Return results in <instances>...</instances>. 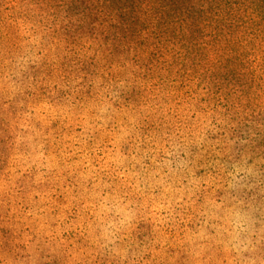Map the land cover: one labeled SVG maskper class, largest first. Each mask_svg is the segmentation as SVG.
<instances>
[{"label":"rangeland","instance_id":"obj_1","mask_svg":"<svg viewBox=\"0 0 264 264\" xmlns=\"http://www.w3.org/2000/svg\"><path fill=\"white\" fill-rule=\"evenodd\" d=\"M257 30L205 61L161 65L149 84L135 79L131 62L110 60L117 87L138 84L148 95L134 122L126 111L119 131L92 138L76 121L96 124L102 108L84 98L92 109L78 116L84 109L65 95L86 68L62 65L44 96L29 89L38 69L24 75L20 59L6 64L33 95L17 100L25 113L0 149V264H264V129L254 126L264 113L234 111L259 97L252 85L264 98V24ZM227 62L236 65L231 75ZM213 80L222 96L208 92ZM12 84L0 75L10 118ZM49 120L72 128L50 132Z\"/></svg>","mask_w":264,"mask_h":264},{"label":"trees","instance_id":"obj_2","mask_svg":"<svg viewBox=\"0 0 264 264\" xmlns=\"http://www.w3.org/2000/svg\"><path fill=\"white\" fill-rule=\"evenodd\" d=\"M245 1L0 0V75L13 83L5 100L11 118L6 104H0V149L4 139L18 127L20 121L17 115L25 113L23 102L18 101L24 97L25 102V97L33 95L30 90L23 92L14 84V76L6 71V64H14L20 59L24 75H28V67L38 69L41 78L32 82L29 80V89L36 88L44 96L48 83L66 73L62 65L86 68L88 71H82L81 76L75 78L81 82L78 85L80 88L65 95L71 97V104L77 109H84L78 116L90 113L92 109L85 110L84 98L92 100L94 107H101L102 110L97 114L96 124L85 118L76 123L93 128L89 138L98 135L99 131L112 134L122 128L123 121L126 122V111L134 122L136 108L148 92L146 88L141 90L138 84L117 87L119 80L113 75L110 60L120 59L124 66L131 62L135 79L149 84L157 77L159 66L176 63L180 57L194 56L205 61L204 53L220 52L221 47L232 49L239 42L243 44L247 38L256 39L257 28L264 24V0ZM198 37L207 41L200 44ZM35 52H38L36 58ZM182 53H186L185 57ZM166 56H170L169 61ZM235 66L227 62L223 68ZM230 70H226L229 75L232 74ZM98 74L102 76L97 82L85 83V79ZM194 81L201 82L196 79L192 83ZM96 83L99 84L97 87ZM212 83L214 86L208 92L216 97L222 96L220 82L213 80ZM86 85L90 87L86 88ZM252 87L255 96L259 97H254L246 106L236 108L234 111L240 116L257 115L259 109L264 113V102L261 100L264 98L257 94L259 87ZM10 92L15 96H9ZM74 118H70V122H74ZM48 124L50 132L61 130L65 133L67 128H72L67 127L71 123L66 125L60 120H49ZM254 126L264 129V120ZM126 142L128 147L135 145L131 139Z\"/></svg>","mask_w":264,"mask_h":264}]
</instances>
